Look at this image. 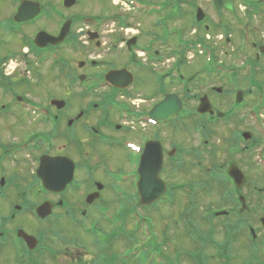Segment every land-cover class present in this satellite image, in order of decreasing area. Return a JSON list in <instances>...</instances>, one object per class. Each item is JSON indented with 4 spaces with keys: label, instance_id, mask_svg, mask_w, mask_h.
I'll return each mask as SVG.
<instances>
[{
    "label": "flooded vegetation",
    "instance_id": "flooded-vegetation-1",
    "mask_svg": "<svg viewBox=\"0 0 264 264\" xmlns=\"http://www.w3.org/2000/svg\"><path fill=\"white\" fill-rule=\"evenodd\" d=\"M230 1L233 9L217 12L229 13L234 18L237 29L233 32L228 27L222 39L226 37L227 43L233 44V52L240 56L248 53L245 41L249 34L244 29L264 16V0ZM166 3L171 7L173 0ZM197 9L193 13L195 18ZM94 19L91 22L85 18L79 22L68 19L72 21L71 32L65 42L48 46L39 56L28 53V57L33 56L31 62L52 61L59 69L60 77L68 81L63 90L65 96L48 100L47 110L27 93L0 106V118L17 117L13 122L4 121L5 128H0V217L9 214L0 218V264H45L43 257L47 264H216L217 261L237 264L239 249L247 258L242 264H264V130L259 137H252L248 131L230 134L234 138L228 140L227 154L234 157L249 154L248 166L231 161L224 168L217 167L219 163L211 166L210 176L204 170L214 161L213 157L220 156V151L206 137L213 136L218 126L230 125L245 109L244 115L251 125L256 112L250 109L248 97L253 94L251 88H256V100L264 101V83L249 78V89L240 96L239 89L223 91L212 84H208L207 92L197 94L208 76L229 81V74L225 76L222 70L232 73L233 81L229 83L233 84L240 72L256 73L264 68V26L259 27L262 39L250 42L255 52L253 61L246 59L232 69L207 64L192 73L191 64L201 57L200 53L189 62L188 40L184 39L183 29L168 31L167 21L172 23L169 17L162 24L165 28L162 35L144 32L140 36L138 31L133 36L126 32L128 37L115 31L109 40L98 30L89 29H98L101 23L125 29L120 17ZM206 20L194 25V31L202 28L208 31ZM64 23L53 36L60 34ZM79 24L86 26L85 33L75 30ZM177 36L180 37L175 40ZM237 36L242 41L238 45ZM252 36L256 37L254 32ZM85 38L83 44L90 50L85 52L86 60L71 68L58 52L77 47ZM200 74L203 80L199 79ZM0 80L3 93L13 92V78ZM18 81L22 84L17 86L24 89L25 79ZM214 93L231 96L232 106L237 104L238 109L235 111L230 106L225 113L217 111L212 103ZM54 100L64 103L59 107L53 104ZM202 104L210 105L213 114L200 112ZM161 105L164 106L158 110ZM32 117L42 127L27 132L24 125L31 123ZM15 130L19 131L20 140L11 139L13 134L17 136ZM5 133L9 135L7 139L3 138ZM236 141L247 144L241 148ZM234 144L239 152H232ZM206 149L211 157H206ZM43 158L54 159L56 164L55 190H48L38 176ZM14 163L34 165L27 188L20 187L19 182L24 180L21 176L12 175L10 165ZM64 171L71 176L63 186L60 180ZM206 177L225 186L220 199L222 206L199 207L197 197L212 187L202 182ZM157 183L166 184L165 198L150 207H142L139 200L153 197ZM185 193L186 200L179 199ZM31 196L38 200L37 205L27 201ZM15 197L20 202L16 203ZM163 200L174 209L161 218L163 214L157 215L158 204ZM45 203L51 205L52 215L45 220L36 217L39 223L44 225L56 217L80 225L84 234L94 238L92 244L97 254L82 255L79 247L84 245L76 238L55 234L49 240L50 228H40L36 235L26 232L20 223L11 227L18 215V219L20 214L26 215L30 205H34L35 213ZM142 214L153 221L149 239L143 243L144 235L138 231L143 246L127 251L126 217ZM104 215L117 220V239L111 238L114 221H108ZM88 220L90 224L86 226ZM105 222L110 223L109 230L104 228ZM161 224H164L162 229ZM20 230L37 238L35 249L28 248L19 238ZM187 243L192 249H188ZM209 249L215 251L210 257L206 253ZM128 252L133 255L128 256Z\"/></svg>",
    "mask_w": 264,
    "mask_h": 264
},
{
    "label": "rangeland",
    "instance_id": "rangeland-1",
    "mask_svg": "<svg viewBox=\"0 0 264 264\" xmlns=\"http://www.w3.org/2000/svg\"><path fill=\"white\" fill-rule=\"evenodd\" d=\"M22 1H27V0H0V70H1V65H2V59L3 57L8 54V53H15L18 56H15L12 60L18 59L21 64L23 63L26 66L25 68H22L20 66L18 72L15 74H12V70L9 69L7 71L8 74H10V78H13V83H12V90L13 92L10 93H3L1 88H0V106L3 104L8 103L10 100L13 98L15 99L16 95L23 96V95H28L32 101H36V103H41L45 108V110L48 109V100L51 98H62L65 96V92L63 91L66 89V86L68 85V81H66V78L60 77V72L57 71L59 69L55 68L52 65V61H42L40 62L39 59H36L32 61L30 68L26 65V62L31 61V57L28 56H23L25 51L28 50V46L31 43V40L36 37L38 32L40 31H46L49 34H54L56 33L61 24L64 23L67 19H75L76 22H79L81 18L88 19V21H93L95 20L94 18H104L106 16L108 17H120V20L123 22L125 29H119V27L113 26L114 24H108V23H101L100 28H90L89 30H98L99 33H102L103 36L107 38H111L112 34L111 32H120L121 34L124 33L126 34L125 36H128L126 32L130 34V36H133L134 32H140V36L144 35L145 32H152V33H158V35H162L163 32L165 31V28L158 23V19H166L168 17H171L174 15L172 13L173 6H168L166 9L162 7L164 3L168 0H76V3L71 7V8H66L64 6V0H28V1H35L36 3H39L40 6L45 10V13L33 24L23 26L18 29V31H15L14 34H9L4 31L6 28V23L9 20H12L13 16L15 15L17 8L19 4ZM178 1L179 7H178V14L180 13L181 10H183L182 18L179 19L177 15H174L172 23L170 21H167V27L169 32L176 31L178 28L183 29L184 33V39L188 40L189 48H190V53H189V62L193 61V56L197 55L199 52L200 58H196L192 64H191V72L198 70L207 64H213V65H221L225 66L227 69H232L235 67V65L241 64L244 60L250 59L253 61L255 59V52L252 51L251 43L255 39L256 40H261L262 34H260V26L263 28L264 26V16L260 17L259 20H255V22L248 26L245 30L249 34L247 41H245V44H248L247 52L243 55H236L238 53L233 52V44L230 45L225 39H222V36H226L224 33L228 31V27L232 28L231 31H235L237 29L235 25L234 18L228 13L225 15L224 13H218L217 10H215L214 5L212 0H174L173 3ZM182 3V4H181ZM177 5V4H176ZM176 5L174 9H176ZM180 5H182L180 7ZM163 8L159 12H152L154 9H160ZM196 7L200 8L206 15V25L209 26V30L206 31L204 28L199 29L198 31H194V25H196V19L193 13L196 11ZM57 11V13H55ZM242 15V13H240ZM87 21V20H85ZM93 27L95 25H92ZM245 26V25H244ZM86 27V26H85ZM84 25L79 24L76 25L75 30L80 31L82 33V30L85 33L87 31V28H85ZM127 27H131L130 30H126ZM224 28V29H223ZM123 31V32H122ZM255 33L256 37L252 36V33ZM110 33V34H109ZM166 33V32H165ZM238 33V32H237ZM155 36L154 34H151ZM128 36V37H130ZM180 36L175 37V40L179 39ZM85 39H82L79 41V45L77 47H74L73 49L71 48H63L61 49L58 53L62 55V57H65L66 60L69 61L70 67H77L78 63L80 61L86 60V51L89 49L87 46L83 44V41ZM237 45L239 43H242L241 39L237 36L235 38ZM201 42V43H199ZM200 44V45H198ZM205 48V50L203 49ZM201 50V51H200ZM90 50H88L89 52ZM26 61V62H25ZM15 62V61H14ZM10 63L9 65H11ZM11 68V66H9ZM264 69V68H263ZM259 70L256 73H251L250 71H244L240 72V74H237V79H236V85L230 84L229 81H233V78L230 76L232 73L231 72H226L225 76L228 75V80L225 81H220L216 80L211 76H208L206 79V83L204 85H200L199 91L197 94H203L204 92L208 91V84H212L216 88H220L223 91H232L239 89L242 92L245 90L249 89V78L250 80L253 79L258 82H263L264 83V70ZM192 72V73H193ZM224 72V71H223ZM2 73V72H1ZM252 75V77H250ZM206 76V75H205ZM28 78V81H30L29 85H25L24 89H19L17 86L18 84L16 83L18 80L23 79V78ZM200 80H203L202 75L200 74L199 76ZM7 78L5 75L3 76L0 75V79ZM197 78V77H196ZM224 78V77H223ZM226 79V78H225ZM253 84L255 83L252 81ZM3 83V82H2ZM1 80H0V85H2ZM193 84V83H191ZM251 85V84H250ZM253 91L252 95H249L248 99L251 102L250 103V109L253 110L255 113L258 111L256 114H254L253 119H252V124L249 125V122L247 121V118L244 115V112L247 110L245 109L242 111L241 116L235 117L234 119L231 120L230 125H221L218 126V130L216 133L214 132V135H208L206 137L207 140L211 141V144L215 145L217 147V151L220 156L218 157H213L214 161L211 164H207L204 167V170H206V173L208 176H210V170L212 169L211 166H214V164H218V166L221 167H227L229 162L233 161L235 164L240 165H247L249 163V154H245L244 156H230L227 154L228 150L227 147L229 146L228 140H233L234 136L230 137V134L235 132V133H242L245 131H248L251 133L252 137H259L263 130H264V101H259L256 100L257 94H256V88H251ZM73 92L75 90H72ZM77 93V92H76ZM196 93V91H195ZM16 94V95H14ZM259 98V97H258ZM70 99V97H69ZM212 103L215 105V108L217 111H220L222 113H225L229 110L230 106L231 109L237 110L238 105L235 104L232 106V98L231 96H219V94L213 95L212 98ZM43 110V109H42ZM17 112L18 110L15 109ZM239 111V112H240ZM15 112V113H16ZM17 114V113H16ZM14 118H17L16 116H9L6 117L5 119L2 117L0 118V128H5L3 126V122L6 121H12ZM4 119V120H3ZM31 123L35 124V120L31 119ZM31 123L25 124L24 129L27 130V132L35 129V128H41L42 126L36 125L33 127ZM3 126V127H1ZM179 131V130H178ZM20 132H23L22 134H25V132L20 130ZM15 136H11V139L14 140H20L21 136L19 134L18 130H15ZM217 134V135H215ZM263 135V134H262ZM9 135L7 133L4 134L3 138L7 139ZM238 139V138H237ZM237 144L239 141H236ZM245 141H241L239 143L240 147L243 148L245 145ZM247 144V143H246ZM227 150V152H226ZM232 152H239L240 149H236V144L231 146ZM210 150H205V155L206 157H211V154L209 153ZM18 159V158H17ZM21 162H24L21 157H19ZM26 160V159H25ZM31 163V161L29 162ZM14 163L12 166V175L16 176H21L22 181L19 182L21 188H27L28 181L30 180L31 177L29 175L32 172V169L34 165L29 166L26 164L24 165L23 163L17 164ZM213 175V174H211ZM209 183L212 185L211 190L204 191V193H201V196L197 197L199 207L204 208V209H210V208H217L219 206H222V201L220 200L222 197V193L225 190V186L218 185L215 182H213L210 179L204 178L202 179V182ZM26 185V187H25ZM19 187L15 185V188ZM206 192V193H205ZM188 193V192H187ZM181 195L179 199L186 200V194ZM17 197L14 199L16 200ZM27 199V198H26ZM14 200V201H15ZM181 200V202H183ZM28 202L33 203L34 205H37L38 200L36 198H31L27 200ZM128 201V200H126ZM16 203L20 202L18 199L15 201ZM27 205V204H26ZM30 205L29 209L27 210L26 215L20 214V219L19 215L16 220H13V225L14 227H17L18 224L22 225V227L26 230V232H29L30 234H36L37 235V230L40 228L44 229H51V232L47 234L49 236V240L53 239L55 234L59 235L62 234L61 236L65 237L66 239H71V238H76L75 240H78L80 245L79 250L82 253V255H89L93 256L96 255L97 252L95 251V247L92 244V240L94 238L87 236V234H84V228L82 229L80 225L77 227L71 223L70 220H56V217L51 218L50 221H47L44 225L38 222V220L34 217V211H33V206ZM184 205V204H183ZM186 206V204H185ZM174 209L171 207V205H167L165 203H161L158 205V214H163L161 218H164L167 216L166 213L171 212V210ZM3 212V211H2ZM9 215L8 212L5 214L3 213V216L5 217ZM0 217V218H1ZM114 217V216H113ZM111 217L110 221L114 219L117 221L115 218ZM95 218V216H94ZM139 219V220H138ZM136 221H141V225L138 226V228H141L142 231H145L147 229H150V224L151 228L153 226V221H150L151 218L148 216L140 215ZM113 220V221H114ZM136 221L130 219L129 226L127 229H134V226L137 224ZM40 224V225H39ZM86 226H88L89 220L87 223H85ZM123 222L121 221V225ZM164 224L159 225V227L162 229ZM104 228H107L109 230L110 223L105 222ZM51 236V237H50ZM143 243L146 242L145 236H143ZM221 240V238L219 239ZM139 238L136 235L135 237L130 238V243L131 244H138L139 243ZM128 243V244H130ZM128 244H124L125 247L128 246ZM189 244L188 249H192L191 244ZM116 247L118 248V245L116 243ZM123 247H120L119 250H122ZM237 245H235V249H237ZM237 255L236 262L237 264H242L244 261H246V256H244L241 252V249H239ZM207 255L210 257L214 255L215 251L213 249H209L207 252ZM80 255V254H79ZM5 256V255H4ZM6 257V256H5ZM4 259V258H3ZM45 264H47L46 258H41ZM40 259V260H41ZM90 259H87L89 261ZM216 262V261H215ZM216 264H220V262H216Z\"/></svg>",
    "mask_w": 264,
    "mask_h": 264
},
{
    "label": "water",
    "instance_id": "water-1",
    "mask_svg": "<svg viewBox=\"0 0 264 264\" xmlns=\"http://www.w3.org/2000/svg\"><path fill=\"white\" fill-rule=\"evenodd\" d=\"M214 2H215V7L217 8V10L222 9V8H228V9L232 8V3L228 0H214ZM75 3H76V0H64V6L66 8H71ZM40 11H41V7L38 3L30 2V1H23L18 9V13L14 17V20L17 23H22V22H26L29 20H33L34 18H36V16L39 15ZM203 18H204V13L201 9H199L197 13V20L202 21ZM69 32H70V23L67 22L63 26L60 32V35L58 37H53L47 34L46 32H41L37 35L36 40L34 41L36 45L41 48H45L49 44L57 45V44L62 43L65 40ZM53 104L58 105L60 107L63 103L55 101L53 102ZM164 105L159 106L158 110L162 108V106ZM200 111L201 112L211 111V107H206L202 105ZM54 163L55 162L53 159H43L41 166L38 170L39 178H41L44 185L48 186L50 189L52 188L55 189L56 186L58 185L57 184L58 183L57 181L58 173L56 169V164ZM62 167L65 168V166H62ZM70 176H71V173L68 175L66 171L62 173V179L60 181L63 184V186L65 185L64 183H66L69 180ZM162 187H163L162 185H159L157 189V193H155V190H154V193H155L154 196L151 198H145V199L142 198V200H140L141 203L143 205H151L152 203H154L155 200L159 199V197H161L166 192L165 187L164 188ZM37 215L41 219L47 218L48 216L51 215V207L47 204L42 205L41 207L37 209ZM19 236L23 237V239L26 241V243L29 245L31 249L35 248L34 246L37 245V240L34 237L28 236L23 231L19 232Z\"/></svg>",
    "mask_w": 264,
    "mask_h": 264
},
{
    "label": "trees",
    "instance_id": "trees-1",
    "mask_svg": "<svg viewBox=\"0 0 264 264\" xmlns=\"http://www.w3.org/2000/svg\"><path fill=\"white\" fill-rule=\"evenodd\" d=\"M197 24V23H196ZM14 32V31H13ZM15 33V32H14ZM32 47L34 48V49H36L33 45H32Z\"/></svg>",
    "mask_w": 264,
    "mask_h": 264
}]
</instances>
